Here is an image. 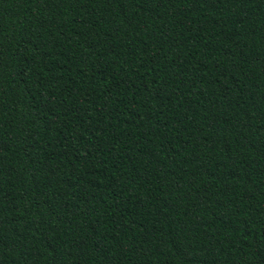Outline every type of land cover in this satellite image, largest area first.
I'll list each match as a JSON object with an SVG mask.
<instances>
[{"label": "trees", "instance_id": "trees-1", "mask_svg": "<svg viewBox=\"0 0 264 264\" xmlns=\"http://www.w3.org/2000/svg\"><path fill=\"white\" fill-rule=\"evenodd\" d=\"M0 264H264V0H0Z\"/></svg>", "mask_w": 264, "mask_h": 264}]
</instances>
